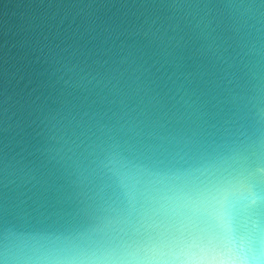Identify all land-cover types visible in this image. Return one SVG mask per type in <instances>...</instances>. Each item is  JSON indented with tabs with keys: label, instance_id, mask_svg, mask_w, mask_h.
<instances>
[{
	"label": "water",
	"instance_id": "water-1",
	"mask_svg": "<svg viewBox=\"0 0 264 264\" xmlns=\"http://www.w3.org/2000/svg\"><path fill=\"white\" fill-rule=\"evenodd\" d=\"M244 255L264 264V0H0V264Z\"/></svg>",
	"mask_w": 264,
	"mask_h": 264
},
{
	"label": "clouds",
	"instance_id": "clouds-1",
	"mask_svg": "<svg viewBox=\"0 0 264 264\" xmlns=\"http://www.w3.org/2000/svg\"><path fill=\"white\" fill-rule=\"evenodd\" d=\"M214 221L220 228L222 237L226 243L234 248H240L243 244V238L239 237L232 228V223L227 215L218 214L214 217ZM230 264H256V261L249 258L247 255L237 256L230 261Z\"/></svg>",
	"mask_w": 264,
	"mask_h": 264
}]
</instances>
